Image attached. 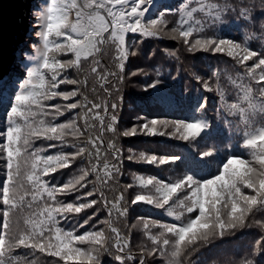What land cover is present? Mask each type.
Instances as JSON below:
<instances>
[{
  "label": "snow or ice",
  "instance_id": "obj_1",
  "mask_svg": "<svg viewBox=\"0 0 264 264\" xmlns=\"http://www.w3.org/2000/svg\"><path fill=\"white\" fill-rule=\"evenodd\" d=\"M170 7L167 0H49L39 14V44L28 58L38 63L17 90L0 95V264H37L40 256L53 258L44 264H104L106 256L115 264H197L192 257L202 248L252 228L259 236L247 257L228 264H264V47L215 33L230 15L251 21L260 12L264 21V0H184L164 10ZM148 38L177 42L146 58L175 61L174 74L133 70L130 58L142 55ZM181 52L223 53L235 79L227 68L202 75L193 65L188 75L199 88L175 94L169 82L181 74ZM132 78H143L138 87L152 94L148 102L166 97L181 118L137 115L125 128L123 88ZM222 79L236 85L231 102ZM205 93L218 96L216 119L227 134L208 118ZM228 117L238 118L234 126ZM141 135L186 143L180 153L172 145L162 155L126 153L121 139ZM125 160L181 174L165 182L129 173L131 182L122 183ZM152 209L161 210L158 218L144 214Z\"/></svg>",
  "mask_w": 264,
  "mask_h": 264
},
{
  "label": "trees",
  "instance_id": "obj_2",
  "mask_svg": "<svg viewBox=\"0 0 264 264\" xmlns=\"http://www.w3.org/2000/svg\"><path fill=\"white\" fill-rule=\"evenodd\" d=\"M170 4V9H164L165 11H175V7L184 2V0H167ZM261 13L256 12L251 21L245 20L237 15H230L226 18V23L217 26L215 33L225 39H233L237 43H248L253 50H259L261 47H264V21L260 19ZM34 18V15L33 17ZM199 18V17H197ZM172 22H175L179 19L178 16L172 17ZM31 20V18H30ZM30 22V21H29ZM27 22V26H28ZM135 35V34H133ZM178 47L177 42L173 40H154L148 38L144 41L142 45V55L138 58H130L134 62L133 70H136V66L145 68L149 73L154 72L156 68H160L162 71L167 74L169 71H172L174 74V69L176 67V62L165 59L163 56L157 55V57L146 59L151 56L153 49H163L169 48L173 49ZM25 54V52L23 53ZM181 58L184 61L181 66L180 76L169 82V88L175 94H179L181 91H184L186 94H195L196 90L199 88V85L193 81L188 75V70L193 65L195 68L200 71L202 75H207L209 70H215L219 68L220 70L228 69L230 75L235 79V73L231 67V58L227 57L223 53L213 54V53H197L194 57H185L181 52ZM251 63V62H249ZM29 68L25 66L26 70ZM127 70V69H126ZM10 75H13V71L10 72ZM8 75V76H10ZM8 76L0 81V95H11L16 89V82L22 81L25 76L21 75L18 79L13 80L16 82L9 81ZM16 76V75H15ZM13 76V77H15ZM143 78L137 79L132 78L131 82L128 83L123 88V94L125 96V103L123 110L121 112V123L125 128L132 127L136 123V116H147L149 119H178L181 118L182 113L178 110H173L169 108L167 104V98L161 97L156 105L148 102L152 94H147L143 96L138 85L141 83ZM222 86L224 87L226 93H228L229 101L235 99L236 85L231 83L226 79H222ZM64 87L63 85L61 86ZM208 97V110L207 116L210 120L213 121L214 125L219 124L220 127L227 134V125L224 124L223 120L216 119V109L219 106V98L213 93H205ZM54 103V102H53ZM232 121L233 126L236 123L237 117H228ZM63 120V118H61ZM4 123V109L0 107V130H3ZM238 139V138H237ZM2 142V140H0ZM186 142L173 140L169 136H134V137H123L121 139V144L123 145L125 152L127 153L128 149H131L132 152L137 155L141 152H146L149 154L162 155L166 154L169 150L167 145H172L171 151L180 153L183 151L184 145ZM36 146H44L43 142L40 140L36 141ZM54 152L55 150H49ZM3 162L0 161V186H2L4 175H3ZM68 172L69 170H61ZM125 175L122 178V183L131 182L129 173H136L137 175H143L145 177L155 176L157 179H163L165 182L169 178L176 179L181 174L179 169H176L174 166L163 165L159 168L153 165H147L142 163H136L134 161L125 160L124 163ZM59 176V172L54 174ZM68 179V176H64L62 180ZM145 209L151 208V206H144ZM161 210L152 209L150 213L145 212L144 214H150L153 218H158V214ZM83 216L84 214H79ZM171 221V218H168ZM67 222H62V225ZM123 227L122 224L118 225ZM66 230H71L66 229ZM82 233L83 230L81 229ZM80 234V233H78ZM259 230L256 228L244 230V234L237 240L234 237L226 238L225 241H218L215 245L202 248L198 253L193 255V261H196L197 264H228V262H239L244 260L248 255V249L250 244L254 239L258 238ZM141 239V234L139 232H134L133 234V244H136ZM52 257L40 256L37 258V264H44L45 260H51ZM58 259V258H57ZM67 264H78V262H67ZM104 264H115V261L111 257L104 258ZM153 264H161L159 258H157Z\"/></svg>",
  "mask_w": 264,
  "mask_h": 264
},
{
  "label": "water",
  "instance_id": "obj_3",
  "mask_svg": "<svg viewBox=\"0 0 264 264\" xmlns=\"http://www.w3.org/2000/svg\"><path fill=\"white\" fill-rule=\"evenodd\" d=\"M32 1L0 0V80L10 73L17 47L26 36Z\"/></svg>",
  "mask_w": 264,
  "mask_h": 264
},
{
  "label": "rangeland",
  "instance_id": "obj_4",
  "mask_svg": "<svg viewBox=\"0 0 264 264\" xmlns=\"http://www.w3.org/2000/svg\"><path fill=\"white\" fill-rule=\"evenodd\" d=\"M169 1V0H168ZM49 0H33L32 3V10L30 11V17L28 19V27L26 29L27 33H25V37L22 39L21 44L17 47V55L16 60L12 64L11 71H13V75L7 74V79L11 82H16L13 80L18 79L21 75L26 77V70L24 69L25 66L33 67L35 66L38 61L32 60L29 61V57H35V45L39 44V38L37 36V32L39 31L38 28V16L43 11V9L47 6ZM34 15V18H32ZM31 18V20H30ZM30 21V22H29ZM25 52V54H23ZM10 71V72H11ZM16 75V76H15ZM15 76V77H13ZM18 83V82H16Z\"/></svg>",
  "mask_w": 264,
  "mask_h": 264
},
{
  "label": "clouds",
  "instance_id": "obj_5",
  "mask_svg": "<svg viewBox=\"0 0 264 264\" xmlns=\"http://www.w3.org/2000/svg\"><path fill=\"white\" fill-rule=\"evenodd\" d=\"M8 74H10V73H8ZM5 76H6V75H5ZM5 76H4V78H5ZM4 78H3V79H4ZM0 81H1V80H0Z\"/></svg>",
  "mask_w": 264,
  "mask_h": 264
}]
</instances>
